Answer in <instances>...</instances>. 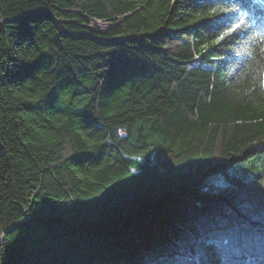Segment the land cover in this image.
Masks as SVG:
<instances>
[{"label": "trees", "instance_id": "16d2710c", "mask_svg": "<svg viewBox=\"0 0 264 264\" xmlns=\"http://www.w3.org/2000/svg\"><path fill=\"white\" fill-rule=\"evenodd\" d=\"M0 141V264H264V0H0Z\"/></svg>", "mask_w": 264, "mask_h": 264}, {"label": "rangeland", "instance_id": "374dc122", "mask_svg": "<svg viewBox=\"0 0 264 264\" xmlns=\"http://www.w3.org/2000/svg\"><path fill=\"white\" fill-rule=\"evenodd\" d=\"M110 25L109 22L99 21V20H92L89 19L88 26L91 30L94 29H105ZM262 162V157H250L247 160L241 161L237 164L231 165L228 167V171L230 173H236L240 175H245L247 172H251L253 169L252 167H259L260 163ZM205 183L208 185H212L213 187H218L225 183L224 179L218 177L217 175H210L206 177Z\"/></svg>", "mask_w": 264, "mask_h": 264}, {"label": "snow or ice", "instance_id": "6c2138e0", "mask_svg": "<svg viewBox=\"0 0 264 264\" xmlns=\"http://www.w3.org/2000/svg\"><path fill=\"white\" fill-rule=\"evenodd\" d=\"M241 27V24H236L235 25V28L236 29H239ZM232 32V28H229V33H231ZM228 33H225V35H227ZM220 39H223V37H220ZM218 42V41H217Z\"/></svg>", "mask_w": 264, "mask_h": 264}, {"label": "water", "instance_id": "95a60500", "mask_svg": "<svg viewBox=\"0 0 264 264\" xmlns=\"http://www.w3.org/2000/svg\"><path fill=\"white\" fill-rule=\"evenodd\" d=\"M0 146H1V141H0ZM2 236H3V233L0 234V238H2Z\"/></svg>", "mask_w": 264, "mask_h": 264}]
</instances>
